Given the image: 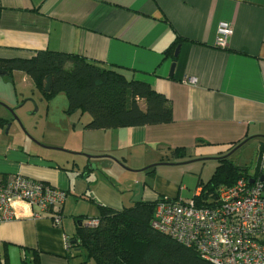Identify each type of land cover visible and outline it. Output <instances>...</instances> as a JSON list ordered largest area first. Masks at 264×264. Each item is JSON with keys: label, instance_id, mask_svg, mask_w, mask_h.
Listing matches in <instances>:
<instances>
[{"label": "crops", "instance_id": "0c3cea01", "mask_svg": "<svg viewBox=\"0 0 264 264\" xmlns=\"http://www.w3.org/2000/svg\"><path fill=\"white\" fill-rule=\"evenodd\" d=\"M223 22L232 34L221 48L215 38ZM40 50L77 55L148 84L169 100L172 120L88 129L90 116L68 111L64 93L46 99L47 112L67 121L70 141L55 131L45 144L59 149L38 150L0 138V174L65 191L61 220L12 198L13 214L0 223V264H35L36 256L38 264H94L67 247L79 220L98 218L100 205L119 210L133 201L198 196V183L188 192V173L205 182L228 150L264 139V0H0V58ZM175 149L182 158H172ZM84 154L95 170L82 172ZM157 162L189 163L151 171Z\"/></svg>", "mask_w": 264, "mask_h": 264}, {"label": "trees", "instance_id": "16d2710c", "mask_svg": "<svg viewBox=\"0 0 264 264\" xmlns=\"http://www.w3.org/2000/svg\"><path fill=\"white\" fill-rule=\"evenodd\" d=\"M0 70L7 71V75L24 72L45 99L64 93L68 111L79 110L90 116L84 125L88 129L161 124L172 120V106L163 94L144 82L127 80L116 70L103 68L77 55L40 50L30 58H0ZM48 77L51 84L46 92L44 86ZM5 125L8 120L0 118V126ZM183 154V149H175L171 155L179 159ZM219 162L207 181L198 182L201 192L193 197L198 205L209 204L219 186L231 185L238 178L248 176L246 168L233 165L226 158ZM157 200L133 201L119 210L100 205L97 225H82L79 220L68 246L84 262L94 264H213L194 248L153 228L151 221ZM35 264H38L37 256Z\"/></svg>", "mask_w": 264, "mask_h": 264}, {"label": "built area", "instance_id": "2783aa9c", "mask_svg": "<svg viewBox=\"0 0 264 264\" xmlns=\"http://www.w3.org/2000/svg\"><path fill=\"white\" fill-rule=\"evenodd\" d=\"M231 34L229 23L219 24L216 46L225 47ZM14 197L28 203L35 215L60 223L65 191L21 174H0V223L12 216ZM97 223L94 218L85 225ZM151 225L213 264H264V181L240 177L219 186L215 198L203 205L194 198H159Z\"/></svg>", "mask_w": 264, "mask_h": 264}, {"label": "rangeland", "instance_id": "374dc122", "mask_svg": "<svg viewBox=\"0 0 264 264\" xmlns=\"http://www.w3.org/2000/svg\"><path fill=\"white\" fill-rule=\"evenodd\" d=\"M40 95L39 89L24 72L14 71L11 75H0V118L8 120L7 132L6 126H0V138L12 139L17 145L19 142H30L28 145L35 144L34 148L38 150V145L50 149L58 148L45 144L46 140L54 138L55 131L56 136L59 137V133H62L70 141L68 125H64L67 121L55 111L47 112L46 99ZM228 153L230 154L226 159L233 165L246 168V175L257 176L260 171L264 173V160H261L264 157V139H249L241 147L234 151L230 149L225 154ZM197 178V175L193 177L192 174H187L185 183L188 192L193 191L198 183Z\"/></svg>", "mask_w": 264, "mask_h": 264}, {"label": "water", "instance_id": "95a60500", "mask_svg": "<svg viewBox=\"0 0 264 264\" xmlns=\"http://www.w3.org/2000/svg\"><path fill=\"white\" fill-rule=\"evenodd\" d=\"M177 54V50L175 51V55ZM173 68V64H172V66H171V69ZM7 74V71H5V70H0V75H6ZM50 84H51V77H48L47 79H46V83H45V86H44V91H49V89H50ZM13 111V110H12ZM7 132V131H6ZM248 139H246V140H243V141H241L240 143H238L235 147H233L232 149H231V151H234V150H236L237 148H239L242 144H244L246 141H247ZM55 149H58V148H55ZM230 153H228V154H226L225 156H222L221 158H218V159H225V158H227L228 157V155H229ZM84 156L88 159V162L85 164V166H82V172H88V171H92V170H95L96 169V167H95V165L92 163V162H90V158H92L93 156H90V155H86V154H84ZM185 163H189V162H177V163H173V162H157V163H154V164H152L151 166H149V167H156V166H158V165H177V164H185ZM91 165H92V167L93 168H91ZM260 180H262V181H264V173H262L261 175H260Z\"/></svg>", "mask_w": 264, "mask_h": 264}, {"label": "flooded vegetation", "instance_id": "af4514ba", "mask_svg": "<svg viewBox=\"0 0 264 264\" xmlns=\"http://www.w3.org/2000/svg\"><path fill=\"white\" fill-rule=\"evenodd\" d=\"M6 126V127H5ZM5 126H3V127H5V129H6V131H7V125H5Z\"/></svg>", "mask_w": 264, "mask_h": 264}]
</instances>
